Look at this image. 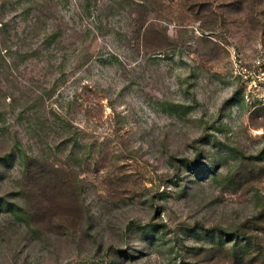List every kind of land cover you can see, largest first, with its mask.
Masks as SVG:
<instances>
[{"label": "rangeland", "instance_id": "1", "mask_svg": "<svg viewBox=\"0 0 264 264\" xmlns=\"http://www.w3.org/2000/svg\"><path fill=\"white\" fill-rule=\"evenodd\" d=\"M0 264H264V0H0Z\"/></svg>", "mask_w": 264, "mask_h": 264}]
</instances>
